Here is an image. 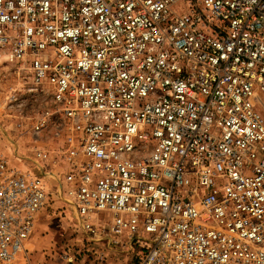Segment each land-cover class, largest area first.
Returning a JSON list of instances; mask_svg holds the SVG:
<instances>
[{"label": "built area", "instance_id": "2783aa9c", "mask_svg": "<svg viewBox=\"0 0 264 264\" xmlns=\"http://www.w3.org/2000/svg\"><path fill=\"white\" fill-rule=\"evenodd\" d=\"M5 65L0 264L53 195L91 264H264V0H0Z\"/></svg>", "mask_w": 264, "mask_h": 264}, {"label": "rangeland", "instance_id": "374dc122", "mask_svg": "<svg viewBox=\"0 0 264 264\" xmlns=\"http://www.w3.org/2000/svg\"><path fill=\"white\" fill-rule=\"evenodd\" d=\"M5 66L0 85V153L10 164L18 166L13 151L17 147L20 152L29 155L31 140L23 133L28 125L19 119L18 110L6 105V92L17 84L11 75L10 65ZM42 144H47V141L42 140ZM25 247L31 264H68L69 258L73 259V264H91L95 257L93 252L87 251L85 239L76 227L71 212L55 195L39 213Z\"/></svg>", "mask_w": 264, "mask_h": 264}]
</instances>
